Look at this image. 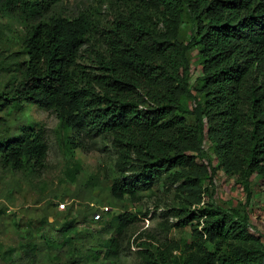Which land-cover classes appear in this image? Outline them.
Segmentation results:
<instances>
[{"label": "trees", "instance_id": "obj_1", "mask_svg": "<svg viewBox=\"0 0 264 264\" xmlns=\"http://www.w3.org/2000/svg\"><path fill=\"white\" fill-rule=\"evenodd\" d=\"M58 1L0 0L1 12L29 24L20 38L21 77L0 104H35L55 112L62 128L112 135L121 162L138 171L136 180L114 181L115 199L136 203L139 182L149 187L163 173L176 184L181 206L173 226L188 228L191 238L143 251L145 264H264V236L253 233L248 210L252 177L264 185V0H153L155 19L143 0H113L121 10L91 66L78 61L89 17L48 15ZM186 12L191 35L184 42ZM194 47L200 75L191 87ZM47 151L41 129L0 136V162L14 170H38ZM74 165L70 181L80 171ZM219 170L243 176L242 211L214 201ZM27 247L35 254L34 243Z\"/></svg>", "mask_w": 264, "mask_h": 264}, {"label": "rangeland", "instance_id": "obj_2", "mask_svg": "<svg viewBox=\"0 0 264 264\" xmlns=\"http://www.w3.org/2000/svg\"><path fill=\"white\" fill-rule=\"evenodd\" d=\"M142 3L155 19L158 8L153 0ZM120 10L113 0H60L48 15L89 17L91 31L78 61L91 66L96 52L105 48L103 33ZM183 21L179 38L186 42L191 35L187 12ZM28 26L18 13L0 11V94L10 92L21 77L26 56L20 38ZM188 61L194 87L200 75L197 47L188 53ZM187 118L193 123L191 116ZM30 129L43 131L48 151L38 170H14L0 162V264H145L143 251L154 252L155 247L165 251L168 245L191 238L188 228L173 226L177 221L174 210L181 202L176 184L165 173L149 187L139 182L136 203L127 196L115 199L111 195L114 181L124 176L136 180L138 173L131 162H121L120 147L112 135L62 128L55 112L35 104H0V136L15 137ZM207 146V156L215 163ZM133 158L130 152L128 161ZM76 162L80 171L70 181L68 174ZM216 174L214 201L242 211L246 200L243 176H227L221 170ZM250 186L252 232L264 236V185L253 176ZM105 206L108 211L102 212ZM97 213L101 214L98 220L94 218ZM29 243L35 244V254L27 247Z\"/></svg>", "mask_w": 264, "mask_h": 264}, {"label": "built area", "instance_id": "obj_3", "mask_svg": "<svg viewBox=\"0 0 264 264\" xmlns=\"http://www.w3.org/2000/svg\"><path fill=\"white\" fill-rule=\"evenodd\" d=\"M105 211H108V207L107 206L103 207V211L102 212H105ZM94 218H96V220L100 219L101 218V214L97 213V215Z\"/></svg>", "mask_w": 264, "mask_h": 264}]
</instances>
